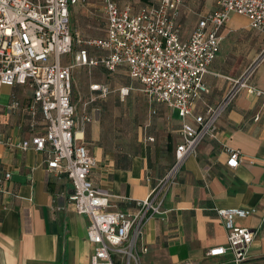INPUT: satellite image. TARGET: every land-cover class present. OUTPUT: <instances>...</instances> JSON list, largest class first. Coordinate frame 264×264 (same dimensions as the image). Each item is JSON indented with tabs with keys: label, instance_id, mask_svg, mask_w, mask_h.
<instances>
[{
	"label": "crops",
	"instance_id": "obj_1",
	"mask_svg": "<svg viewBox=\"0 0 264 264\" xmlns=\"http://www.w3.org/2000/svg\"><path fill=\"white\" fill-rule=\"evenodd\" d=\"M203 3L199 15L212 11L215 0ZM78 8L84 9L72 11ZM220 35V51L204 77L208 93L196 102V113L202 112V103L216 105L231 80L251 66V83L264 91V34L251 30L246 18L232 14ZM114 73L128 76L124 68ZM96 83L107 84L72 81V103L78 113L91 118L84 131L76 133V144L84 145L95 159L89 179L109 194L111 210L128 211L174 164L180 121L164 104L150 105L144 96L129 92L139 90L133 80L120 94L110 88L105 98L90 91ZM21 91L10 93L8 103L16 96L28 105L31 94ZM8 103L0 101V176L11 174L0 192V264H89L93 252L86 237L89 219L76 214L69 201L70 180L47 169L44 153L4 145L8 139L27 140L41 133L29 131L22 111L8 112ZM216 126L217 138H204L195 154L182 161L163 204L166 213L146 223L147 252L141 255V264H231L228 256L206 255L226 244L224 224L216 214L222 208L256 210L235 224L257 230L246 264H264V99L242 90ZM225 147L240 152L235 169L226 166Z\"/></svg>",
	"mask_w": 264,
	"mask_h": 264
},
{
	"label": "built area",
	"instance_id": "obj_2",
	"mask_svg": "<svg viewBox=\"0 0 264 264\" xmlns=\"http://www.w3.org/2000/svg\"><path fill=\"white\" fill-rule=\"evenodd\" d=\"M98 1L104 36L82 39L72 30L71 12L91 6L89 0H0V88L20 87L31 94L28 105L12 96L5 108L22 111L29 131H41L27 140L8 139L4 145L44 153L47 169L70 180L69 201L76 214L89 219L86 237L93 245L89 264H141V255L147 252L144 227L153 216L166 213L163 204L182 161L195 154L204 138H217V121L242 90L264 99V91L251 83V66L231 80L216 105L202 103V112H195L196 102L208 93L204 77L220 51L221 29L236 14L246 18L251 30L264 34V0H215L214 9L202 15L188 9L184 0L147 1L138 8L141 0ZM189 13L197 19L187 29L183 20ZM98 67L109 74L124 68L150 105L164 104L180 121L181 142L175 148L174 164L128 211L111 210L109 194L89 179L95 159L84 145L76 144V133L81 134L91 118L78 113L71 101L73 71ZM89 89L99 98L111 93L107 84H92ZM225 152L226 166L235 169L240 152L229 147ZM10 179L8 172L0 176V192ZM255 212L217 209L226 244L206 255L246 264L257 230L238 226L235 220Z\"/></svg>",
	"mask_w": 264,
	"mask_h": 264
},
{
	"label": "rangeland",
	"instance_id": "obj_3",
	"mask_svg": "<svg viewBox=\"0 0 264 264\" xmlns=\"http://www.w3.org/2000/svg\"><path fill=\"white\" fill-rule=\"evenodd\" d=\"M90 5L84 9H75L71 14V27L74 33L79 34L82 39L97 38L104 36L103 22L98 10V0H89ZM154 2L155 0H141L137 5L144 7L146 2ZM185 5L188 9L192 10L195 14H200L204 10L203 0H184ZM199 3V5H198ZM197 19V15L193 13L186 14L184 24L187 29H190ZM67 57H62V61H66ZM73 79L75 82L83 81L85 79L91 80L92 82H104L110 84V88L116 90V94H120L121 89L130 87V78L125 73H111L101 69H75L73 71ZM135 89H140L139 85L135 86ZM1 103H8L9 94L16 92L17 95H21L22 91L20 87H3L1 90ZM134 92L140 96H143L139 90L129 91Z\"/></svg>",
	"mask_w": 264,
	"mask_h": 264
}]
</instances>
